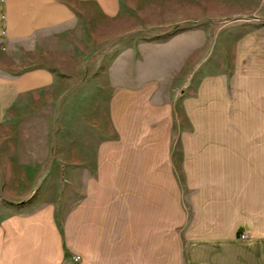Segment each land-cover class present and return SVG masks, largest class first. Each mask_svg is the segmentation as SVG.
I'll return each mask as SVG.
<instances>
[{
    "label": "crops",
    "instance_id": "1",
    "mask_svg": "<svg viewBox=\"0 0 264 264\" xmlns=\"http://www.w3.org/2000/svg\"><path fill=\"white\" fill-rule=\"evenodd\" d=\"M121 4L0 0V126L21 92L42 91L57 77L20 55L41 54V35L71 25L105 21L113 29ZM257 93L244 99L239 117L264 116ZM117 100L122 105L110 116L125 122L128 103L138 98L127 91ZM190 112V120L197 117ZM131 133L77 160L71 205L45 187L24 192L25 182L39 178L25 173L30 162L13 155L1 161L11 169L0 182L15 190L0 202V264H264V125H190L186 140L176 142L169 127Z\"/></svg>",
    "mask_w": 264,
    "mask_h": 264
},
{
    "label": "rangeland",
    "instance_id": "2",
    "mask_svg": "<svg viewBox=\"0 0 264 264\" xmlns=\"http://www.w3.org/2000/svg\"><path fill=\"white\" fill-rule=\"evenodd\" d=\"M121 3L113 29L105 21L71 25L41 35V54L20 55L57 73L42 91L21 92L0 126V162L13 155L32 164L25 173L39 175L24 183L28 195L45 187L71 205L77 160L106 142L131 140L140 128L169 127L176 142L186 140L190 125H264V116L237 114L257 89L264 105V0ZM127 91L138 100L128 103L124 122L110 114ZM209 104L212 114L203 117ZM10 169L0 166V174ZM45 174L56 178L39 181ZM13 184L0 182V202Z\"/></svg>",
    "mask_w": 264,
    "mask_h": 264
}]
</instances>
